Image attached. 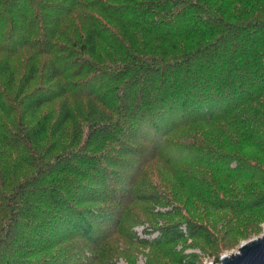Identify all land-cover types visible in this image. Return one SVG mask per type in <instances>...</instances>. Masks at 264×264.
<instances>
[{
  "label": "trees",
  "instance_id": "trees-1",
  "mask_svg": "<svg viewBox=\"0 0 264 264\" xmlns=\"http://www.w3.org/2000/svg\"><path fill=\"white\" fill-rule=\"evenodd\" d=\"M263 207L264 0H0V264H197Z\"/></svg>",
  "mask_w": 264,
  "mask_h": 264
},
{
  "label": "rangeland",
  "instance_id": "rangeland-1",
  "mask_svg": "<svg viewBox=\"0 0 264 264\" xmlns=\"http://www.w3.org/2000/svg\"><path fill=\"white\" fill-rule=\"evenodd\" d=\"M146 177H147V181L151 182V184L154 185L152 186L154 190H158L160 188V183H156V177L154 171H152L151 168H149V171H147ZM169 182H170V178L164 183H169ZM258 189L262 190V187L259 186ZM132 206L135 207L134 209H136L137 211L142 210L143 208L149 209V211H147L148 212L147 214H143L141 212L138 213L139 217L142 218L141 220H143V223H140L138 226H135L134 229L138 232L137 234H139L141 237H147L148 239H154L158 237L159 235L158 231H154L150 235H145L143 232L144 227H147L148 224H150V226L159 228L161 225L163 226L167 224L170 220L169 216L161 215V213L158 212L157 209H153L151 207V204L147 202H141L137 200L132 203ZM189 212L190 215L194 216L192 214V211ZM253 214H254V218H256V220L253 221L252 223V225L254 226V230L249 231L248 235L243 237H234L231 239L229 238V235L226 232L219 233L218 234L219 243L217 244L216 248H211L208 245H205L204 243H200L194 249H185V252L194 250L198 255H200V259L197 264H209L213 261L219 262L220 258L223 255L237 252L239 247L243 243L261 236L264 232V207L261 210L255 211ZM203 218L205 222H207L210 226H213V224H215L214 222L216 221L218 225H220L221 223L215 217V213L210 210L203 211ZM171 219L177 220V217H173ZM129 246H131L130 249L128 250L129 254L126 255L125 257H120L117 264H173L172 262L173 254L168 255V253H165L166 251L161 252L158 255L154 254L153 256L149 248L140 247L136 244H129ZM176 250L180 251L183 250V248L181 245H179L177 246ZM92 257L93 255L90 253V251L84 252L80 256V260L84 262L86 260L87 261L91 260Z\"/></svg>",
  "mask_w": 264,
  "mask_h": 264
},
{
  "label": "water",
  "instance_id": "water-1",
  "mask_svg": "<svg viewBox=\"0 0 264 264\" xmlns=\"http://www.w3.org/2000/svg\"><path fill=\"white\" fill-rule=\"evenodd\" d=\"M209 264H264V232L261 236L243 243L237 252L223 255L219 262Z\"/></svg>",
  "mask_w": 264,
  "mask_h": 264
}]
</instances>
